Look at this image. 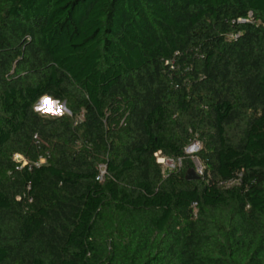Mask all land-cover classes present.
I'll use <instances>...</instances> for the list:
<instances>
[{
    "label": "trees",
    "instance_id": "trees-1",
    "mask_svg": "<svg viewBox=\"0 0 264 264\" xmlns=\"http://www.w3.org/2000/svg\"><path fill=\"white\" fill-rule=\"evenodd\" d=\"M0 264H264V0H0Z\"/></svg>",
    "mask_w": 264,
    "mask_h": 264
},
{
    "label": "built area",
    "instance_id": "built-area-1",
    "mask_svg": "<svg viewBox=\"0 0 264 264\" xmlns=\"http://www.w3.org/2000/svg\"><path fill=\"white\" fill-rule=\"evenodd\" d=\"M240 22H244L242 20H240ZM237 38V36H236ZM201 144L199 141H193L186 149H185V154L187 156H189L192 161L194 159H196L199 163L198 165H194L195 166V173L198 177H202L204 175V171H205V167L204 165L201 163V161L199 160V158L197 157V155L199 154V152L201 151ZM157 157V162L159 165H161L163 168L167 167V173L175 171L177 168H180L182 166V160L178 159V160H172L166 157H163L160 153L156 155ZM19 157H17L18 159ZM176 163H178L177 165H175ZM194 163V161H193ZM166 169V168H165ZM166 172V171H165ZM105 175V171H101V174L98 176L97 181H102L103 177Z\"/></svg>",
    "mask_w": 264,
    "mask_h": 264
},
{
    "label": "clouds",
    "instance_id": "clouds-1",
    "mask_svg": "<svg viewBox=\"0 0 264 264\" xmlns=\"http://www.w3.org/2000/svg\"><path fill=\"white\" fill-rule=\"evenodd\" d=\"M37 111L41 112H54V113H60L61 112V106L59 105L58 101H55L50 95L45 94L41 98V101L37 106H35Z\"/></svg>",
    "mask_w": 264,
    "mask_h": 264
},
{
    "label": "rangeland",
    "instance_id": "rangeland-1",
    "mask_svg": "<svg viewBox=\"0 0 264 264\" xmlns=\"http://www.w3.org/2000/svg\"><path fill=\"white\" fill-rule=\"evenodd\" d=\"M41 101V100H40ZM39 101V102H40ZM39 102H38V104H39ZM38 104H36V106L38 105ZM59 105L61 106V112L60 113H54V112H46V111H44V112H41V111H37L36 110V108H35V112H37V113H39V114H41V115H43V116H45V117H60V116H63V115H70V112H69V110H68V108H67V105H66V103H60L59 102ZM201 144V143H200ZM17 160H21V158H18ZM194 161V165L196 164V165H198V161L196 160V159H194L193 160ZM178 163H176L175 165H177ZM166 168V169H165ZM165 168H163V170H164V173H167V167H165ZM166 171V172H165Z\"/></svg>",
    "mask_w": 264,
    "mask_h": 264
},
{
    "label": "water",
    "instance_id": "water-1",
    "mask_svg": "<svg viewBox=\"0 0 264 264\" xmlns=\"http://www.w3.org/2000/svg\"><path fill=\"white\" fill-rule=\"evenodd\" d=\"M187 179H189V180H197L198 179V176L196 175L195 170H191L189 172Z\"/></svg>",
    "mask_w": 264,
    "mask_h": 264
}]
</instances>
